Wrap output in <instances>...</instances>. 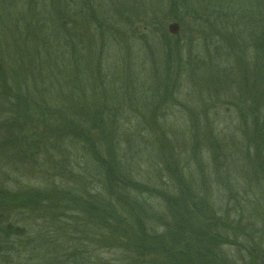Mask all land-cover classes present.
<instances>
[{
	"label": "rangeland",
	"instance_id": "1",
	"mask_svg": "<svg viewBox=\"0 0 264 264\" xmlns=\"http://www.w3.org/2000/svg\"><path fill=\"white\" fill-rule=\"evenodd\" d=\"M22 1L24 5L15 12L27 16L28 21L33 17L51 20L52 16L54 18L72 17L76 20L92 18L91 23H88L85 28L80 24L79 30L75 32L77 35L80 33L83 40L81 45L83 47H80L81 59L78 63L81 64V70L75 76L79 78L82 72L87 82L86 85L93 87L95 93L81 99L83 89L80 85H75L74 90L76 88L78 96H75L73 101L67 100L68 105L71 104V111L76 112L78 117H84L89 127L93 125L99 127L90 131V136L94 139L92 142H102L103 133L113 135V143L118 149V158H124L126 167L132 170L134 175L139 174L140 177L146 176V178L152 176L153 171L151 170L159 169L158 164L160 160L162 161L160 156L150 161L146 159L151 150V144L154 149L155 145L159 144L160 150L164 151L163 157L172 167L183 166L185 174H193V181L198 189L194 191V195L197 196L194 199L202 200L207 213L217 217V220L220 219V224L225 227L223 229L217 223L216 234L219 235L217 237L215 233L213 235L203 231L205 223L191 219L188 221V234L179 237L177 242H173L175 246L169 252L166 250L169 255L182 254L184 257L182 263L167 260L162 252L160 254L145 253L141 259L142 263L264 264V192L260 190L264 187V175L258 172L253 175L255 170L247 167L249 164L256 166V161L252 152L246 155V152L240 148L244 146L242 141L244 139L242 136L239 137L241 132L239 129L250 128V122L242 125L237 118L241 116V113H236L232 108L235 106V98L240 97L239 93L242 92L243 87L247 85L252 87L253 79L256 81L255 88L261 86L264 92V79L259 81L260 73L264 71V58H262L263 61H258L260 59L256 58L255 62L249 55L248 42L252 29L246 30V19L244 20L239 13L237 14L234 0ZM261 4L257 9L251 8L244 16L251 20L258 18L260 22L258 25L264 26V3ZM193 9L197 12L198 17L196 18L181 14V11L189 14V11ZM69 11L71 13L67 14ZM46 15H49V18L44 17ZM98 20L103 22L99 23ZM171 23L179 25L176 35L169 34L167 30V26ZM211 26H214L218 32ZM25 28V23H22L14 32L25 30L27 34L28 31ZM246 31H248V42ZM173 38L178 39L174 41ZM22 40L29 43L27 37ZM194 40H197V43L200 42V45L203 43V46H199ZM11 41H9V45L12 46L10 50H23L26 47V45ZM165 41L172 50L177 49L174 52L179 57L181 55L179 59L181 63L189 62L191 57L194 58L192 66L189 67L202 68L198 72L201 78L194 73L192 79H187V75L178 63L174 60L172 63V58L165 56L167 49V46L163 45ZM215 50L218 54L224 55L226 60L212 62L208 60V56L212 55ZM42 52L44 51L40 50L41 54ZM58 52L61 54L63 50L59 49ZM236 58L242 59L240 65L236 64L237 69L235 63L232 62V59ZM63 74L66 75V72ZM31 80L33 79L30 78L29 81L32 82ZM41 80L47 82L46 76ZM46 82L42 83V86H46ZM186 83H192L191 87L190 85L188 87ZM239 85L241 87L238 88ZM10 86V83L0 81V87L6 91L11 88ZM223 86L225 91L231 89L230 92H222ZM32 88V83H30L28 96L32 97L35 105L40 107L41 104L42 106L46 104L33 95ZM67 88L72 89L73 86H67ZM5 90V96L8 97ZM173 90L177 91L176 95L172 93ZM105 91L113 95L115 99L121 95V102L105 101L106 97L103 96ZM256 91L258 92V89L254 92ZM9 96L12 94L9 93ZM6 97L0 96V122L7 121L8 107L14 109V106H20L13 104V101L10 103L8 101L10 97ZM143 97H149V99L141 110L139 98ZM4 102H9L6 103L7 107ZM263 106L264 103H259L251 111L256 114L259 121L264 120V110H261ZM193 107L197 109L202 118V134L206 135V132L209 134L222 129L225 132L229 129L237 131L238 139L224 147L221 140L217 148H207L209 153L202 152V142H199L201 139L198 138V142L193 141V135L197 133L189 116V113L193 112ZM102 108L105 110L107 108L109 111L101 115L103 125L97 120L100 119L97 113ZM114 108L119 109V114L114 113L113 117L111 112ZM240 109L244 110L242 112L244 115L249 112L247 105ZM51 110L56 112L53 108ZM222 110L229 111L228 116H219ZM21 113H25L22 107ZM151 115L158 119H150ZM23 118L21 116V120ZM95 118V124H93L92 120ZM104 122H106L105 125ZM155 125L161 129L160 132L156 130ZM143 127H145L144 130ZM47 130L43 119L34 118L26 120L23 124L22 136H27L24 137L27 140L41 142L38 143L40 149L37 156L30 157L17 153L21 141L19 140L15 145L11 143L7 127L0 125V228L8 224L23 227L25 243L22 245L20 259L24 263L33 255L31 253H38L37 257L40 260V256L42 258V255L46 253V242L58 240H55L58 235L55 233H59L60 226H62L57 218L58 205L62 199L60 198L58 202V197H56L54 207H50L53 193L48 194L47 190L55 184H60L61 176L63 182L67 181L64 178L66 177L64 169L71 168L70 171L76 175L84 173L85 178H88V175L84 170L90 171L86 166V160L77 158L78 149L76 148L78 147L67 141L70 137L65 138L64 143L56 142L54 146L51 140L55 135ZM135 136L139 137V148L143 155L140 160L131 158L132 150L129 152L125 144L130 137L135 138ZM202 138L204 139V136ZM137 150L138 147L134 151ZM193 151L194 156L192 157ZM234 151L241 158L243 168H235L234 162L232 164L222 159ZM169 177L167 174L161 175L160 178L157 175L156 182L164 186L169 185ZM93 179L95 187L91 193L103 184L102 179L96 177ZM135 195L132 193L131 198ZM18 198L23 200L22 204L20 201L19 203L24 206L21 207L20 215L12 210L11 204L18 202L16 201ZM30 198H32L30 200L32 203L38 198L39 204H31L28 201ZM43 202H49L47 210L42 208L45 211L44 215L41 214L40 207ZM212 204H215L214 208ZM35 206L39 207L33 208ZM152 207L157 214V206L155 208L152 205ZM89 225L90 231L93 232V224L89 223L88 227ZM242 233L244 243L240 240ZM96 234L101 237H96L94 234L90 236L91 242L96 243L91 246L95 256L101 260L102 264L109 262L118 264L115 258L117 252L114 255L117 249L111 243V238L108 239L111 236H107L104 232ZM48 236L53 240L46 238ZM43 237L45 243L42 246L39 240ZM166 243L172 245L169 240H166ZM38 244L42 246V250L38 249ZM243 247L250 249L251 255L243 250ZM119 251L121 255L125 252L120 248ZM39 264L42 263L39 262ZM121 264L126 263L121 261Z\"/></svg>",
	"mask_w": 264,
	"mask_h": 264
},
{
	"label": "trees",
	"instance_id": "2",
	"mask_svg": "<svg viewBox=\"0 0 264 264\" xmlns=\"http://www.w3.org/2000/svg\"><path fill=\"white\" fill-rule=\"evenodd\" d=\"M21 1L0 0V81L2 80V83L11 84V88H8L7 91L0 87V96L2 98L6 97L5 90L8 93V97H10H6L8 101L10 103L13 101V104L20 105L14 106V109L8 107L7 121L0 122V125L4 128L7 127L11 143L15 145L18 144L19 140L21 141L20 148L17 151L19 155L34 157L37 156L36 154L40 149L38 143L41 142L24 138L27 136H22L23 124H25L26 120L34 118L37 120L43 119V123L48 128L47 131L55 135L51 143L55 146L56 142L64 143L66 141L65 138L70 137L67 141L73 146L78 147L76 148L78 149L76 151L77 158L85 159L86 166L90 171L84 170L88 175V178H85L84 173L76 175L73 171H70L71 168L69 170L64 169V174H66L64 178L67 181L63 182V177L61 176L60 184H55L47 190L48 194L53 193L51 197L52 205L50 207H54L56 197H58V202L60 198L62 199L61 205L60 203L58 205L59 213L57 214V218L62 223V226H60L59 233H55L56 235L58 234L55 240H58L46 242V253L42 255V258L40 256L41 261L37 257L38 253H31L33 255L26 259L25 263L21 261L22 245L25 243V240H23L25 239L23 238V227L8 224L0 228V264H39V262L42 264H102L101 260L95 256L91 249L92 244L96 243L91 242L90 236L94 234L96 237H101L96 234L97 232H104L107 236H111L108 239L111 238V243L117 249L114 255L117 252V257L115 258L118 264H121V261L126 264H143L141 259L145 253L149 252H152V254H160L162 252L167 260L181 261L182 263L184 261L182 254L169 255L168 252L175 246L173 242H177L179 237H184L185 234H188L189 220L193 219L205 223L203 231L207 234L208 232L209 234H216L218 230L217 223L225 229L220 224V219L217 220V217L207 213V208L202 200L197 201V199H194L197 198L194 195V191L198 189L196 183L193 181V174H185V167L183 166L172 167L163 157L164 151L160 150L159 144L155 145V149L153 144H151L149 158L146 157V159L150 161L160 156L159 158L162 161L160 160L158 164L159 169L154 168V170H151L153 171L152 176L147 178L146 176L140 177L139 174L134 175V172L126 167L127 164L123 161V157L121 159L118 158V149H116V144L113 143V135H109L106 132L102 134V138L104 139L102 142H92L94 139L90 136V131L93 128L97 129L99 127H95V125L89 127L84 117H78L76 112L71 111V104L68 105L67 103V100L73 101L74 97L78 96L76 88L74 90L75 85H80L83 89V91L81 90V99L95 93L93 87L86 85L87 82L82 72L79 78L75 76L81 70V64L78 63L79 59H81L80 47H83L81 46L83 40L80 33L77 35L75 32L79 30L80 24L85 28L88 23H91L92 18L76 20V18L72 17L59 16L54 18L52 16L50 17L51 20L33 17V19H29L28 21L27 16L15 12V10L24 5L23 1L22 3ZM234 2L237 14L239 13L240 17L244 18V20L246 19V30L252 29L249 35V42L248 31H246L248 53L255 62L257 59H260L258 61H263L264 26L258 25L260 24L258 18L251 20L245 18L244 14L246 12L249 13L253 7L257 9L260 3H264V0H234ZM189 12V14H186V11H181V14H185L191 18L198 17L196 10L193 9ZM70 13L69 11L67 14ZM234 14L236 15V13ZM44 17L49 18V15ZM224 19L226 21V17ZM98 22L102 23L103 21L98 20ZM22 23H25V29L28 31L27 34L25 30L14 32ZM211 27L218 32L214 26ZM253 29L256 31H253ZM24 37L29 39L28 44L26 40H22ZM12 39L13 41H11ZM177 39L173 38L174 41ZM9 41L26 45V47L23 50H10L12 46L9 45ZM194 42L199 44V46H203V43L200 45V42L197 43V40H194ZM163 45L167 46L165 56L167 58L171 57L172 63L173 60L175 63H178L181 70L187 75H185L187 79H192L194 73L198 78H201L198 72L202 68L197 69L195 67V69H192L189 67L192 66L193 57L190 58L189 62L181 63L179 61L181 55L179 57L174 52L177 49L172 50L166 41ZM59 49L63 50L61 54L58 52ZM40 50L44 52L41 54ZM78 54L79 56H77ZM221 59L226 60L224 55L217 53V50L208 56V60L211 62ZM241 61V58L232 59L236 69ZM67 71H69V74H67ZM65 72L66 75L63 74ZM262 72L264 73L263 70ZM262 72L260 73L259 81H263L264 79ZM44 76H46L47 82L46 80H41ZM30 78L33 79L31 80L32 82L29 81ZM252 81L255 84L256 81L254 79ZM45 82L46 86H42V83L44 84ZM30 83L33 86V95L37 96V99L41 102L43 100L46 103L43 106L42 104L40 107L36 106L32 97L28 96ZM191 84L186 83L188 87L189 85L191 87ZM254 84L252 87L248 85L243 87L242 92L239 93L240 97L235 98V106H232V108L236 113H241V116L237 118L242 125H247L250 122V128L239 129L241 131L239 137L242 136L244 139L242 140L244 146L240 148L246 152V155L252 152L253 158L256 161V166L249 164L247 167L248 169L253 168L255 170L253 175L257 174V172L264 175V120L259 121L256 114L251 113L259 103H264V92L261 90V86H256L257 88H255ZM67 86H73V88L68 89ZM255 89H258V92H254ZM230 90L226 89L225 91V87H222V92L229 93ZM9 93L12 96H9ZM100 93L102 94L103 92ZM172 93L176 95L177 91L173 90ZM107 94V91L103 93V96L106 97L105 101L121 102V95L115 99L113 95ZM148 99L149 97L139 98L141 110L146 106L145 102ZM6 103L4 105L7 107L8 103ZM245 105H247V110L249 111L247 115H244L242 113L244 110L240 109ZM21 107L25 111L24 114L21 113ZM52 108L56 110L55 113L51 110ZM118 110L117 108L112 109L111 113L113 117L115 116L114 113L119 114ZM261 110H264V106ZM108 112L107 108L106 110L102 108L97 113L100 115V119H97L99 120V124L103 125L101 115H105L104 113ZM228 112L227 110H222L219 116L226 117L228 116ZM21 116L24 117L23 120H21ZM189 116L194 129L197 131L193 135V141L198 142V138L201 139L199 142H202V152L209 153L207 148H217V145L220 144L218 142L221 140L224 147L226 144H231L234 140L238 139L237 131L229 129H226L225 132L223 129L213 133L210 132L209 134L206 132V135H204L201 129L202 118H200L197 109L194 108L193 112L189 113ZM91 117L94 118V116ZM154 118L156 117L150 116V119L154 120ZM95 120L96 118L92 120L93 124H95ZM154 127L160 132L161 129L157 125ZM144 128L142 129L144 130ZM202 136H204V139ZM138 141V136H135V138L130 137L125 144L129 152L132 150L130 153L131 158L140 160L143 158V155L140 152ZM137 147L138 150L134 151ZM161 147L163 148L162 145ZM193 156L194 151L192 153ZM222 159L232 164L234 162L235 168H243L241 166L242 160L237 156L236 151L225 155ZM164 174L170 176L169 185L164 186L156 182L158 180L156 179L157 175L160 178ZM153 176L155 178H152ZM93 177L102 179L103 184L99 188H96L94 193H91L95 187ZM258 184L260 186V182ZM260 190L264 192V187H261ZM132 193L136 194L134 198H131ZM30 200L32 198L28 199V201ZM16 201L18 202L11 203L12 210L19 213L23 206L20 203L22 204L23 200L18 198ZM39 201L36 198L33 203L31 201L30 203L33 205L34 203L39 204ZM152 205L155 208L157 206V214L153 211ZM214 205L212 204V207ZM38 207L35 206L33 208L37 209ZM40 207L41 214L44 215L45 211L42 208L47 210L49 202H43ZM89 223L93 224V232L90 231V225L88 227ZM158 231H161V233H158ZM216 236L219 237L218 234ZM243 237L244 234L242 233L240 237L242 243H244ZM46 238L53 240L50 236ZM43 240L44 237L39 240L42 246L45 243ZM105 240V243H107V239ZM166 240H169L172 245H168ZM41 245L38 246V249L42 250ZM119 248L125 251L123 255H121ZM242 249L251 255L250 249L247 247H243ZM108 264L111 263L109 262Z\"/></svg>",
	"mask_w": 264,
	"mask_h": 264
},
{
	"label": "water",
	"instance_id": "3",
	"mask_svg": "<svg viewBox=\"0 0 264 264\" xmlns=\"http://www.w3.org/2000/svg\"><path fill=\"white\" fill-rule=\"evenodd\" d=\"M169 34L176 35L179 31V25L177 23H171L167 26Z\"/></svg>",
	"mask_w": 264,
	"mask_h": 264
}]
</instances>
